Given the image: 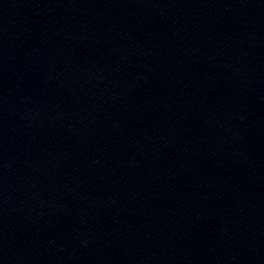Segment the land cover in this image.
Returning <instances> with one entry per match:
<instances>
[{
  "label": "water",
  "instance_id": "obj_1",
  "mask_svg": "<svg viewBox=\"0 0 264 264\" xmlns=\"http://www.w3.org/2000/svg\"><path fill=\"white\" fill-rule=\"evenodd\" d=\"M0 264H264V0H0Z\"/></svg>",
  "mask_w": 264,
  "mask_h": 264
}]
</instances>
